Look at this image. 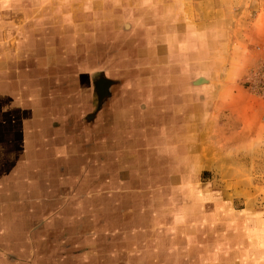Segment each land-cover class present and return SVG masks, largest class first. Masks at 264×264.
Wrapping results in <instances>:
<instances>
[{
	"label": "crops",
	"instance_id": "obj_1",
	"mask_svg": "<svg viewBox=\"0 0 264 264\" xmlns=\"http://www.w3.org/2000/svg\"><path fill=\"white\" fill-rule=\"evenodd\" d=\"M33 1L44 10L47 0H0V35H27L21 49L30 53L26 63L32 67L19 85L12 82L6 85L9 92H0V264H173L180 255L173 249L172 226L158 235L156 208L143 216L147 206L138 202L135 217L143 218H121L132 208L127 209L123 174L130 165L158 169L159 157H169V147L172 151V132L196 129L189 118L195 114L190 94L203 98L211 81L191 88L187 76L152 72L168 64L171 54L196 48L200 38L225 33L215 11L221 0H53L68 5L59 6L61 13L49 26L44 12L28 22L17 18L21 24L8 17L9 10ZM78 51L96 52L101 66L112 52L113 62L123 68L121 78L95 70L93 92L89 83L79 90V77L89 81V63L96 64L88 56L80 63L86 69L69 75L71 67H79ZM131 60L142 70L127 71ZM46 67L54 68L48 81ZM176 81L186 89L175 99L157 92L156 83ZM49 83L59 84V90L49 93ZM144 83L149 85L143 89ZM88 115L89 121L78 125ZM181 152L184 162V148ZM148 171L151 176L153 170ZM103 177L105 184L93 181ZM151 193L132 189L140 200ZM227 209L222 217L228 235L238 227ZM244 230L237 238L245 236L247 243ZM227 243L236 244L234 238ZM218 250L214 259L223 257ZM207 257L199 255L198 264Z\"/></svg>",
	"mask_w": 264,
	"mask_h": 264
},
{
	"label": "rangeland",
	"instance_id": "obj_2",
	"mask_svg": "<svg viewBox=\"0 0 264 264\" xmlns=\"http://www.w3.org/2000/svg\"><path fill=\"white\" fill-rule=\"evenodd\" d=\"M63 5L68 4H55L53 0H47L43 10L37 1H33L9 10L8 17L21 24L17 18L24 16L23 19L28 22V17L33 19L44 12L46 26H49L61 13L59 6ZM215 11L221 16L220 26L225 33L208 34L200 38L196 48L176 55L173 52L170 64L158 66L152 72L159 77L187 76L191 88L198 87L199 83L206 80L211 81L203 90V98L197 95L198 92L190 94L189 106L195 114L191 113L189 118L197 127L187 132H172V151L169 147V157H159L156 169L159 172H154L153 166H140L141 170L133 165L125 166L123 176L126 177L128 192L125 196L127 209L132 208L121 212L120 216L125 217V220H133L143 218L146 213L149 217V207L152 206L153 210L156 208L152 214L157 215L156 221L160 226L158 235H162L164 226H172L170 230L175 237L173 249L180 255V258L173 259V264H198L200 260L197 258L202 253L209 256L205 258V264H264V0H221ZM5 17L7 14L3 19ZM26 22L23 21L22 26H27ZM25 40L28 42L27 35H0V92H9L6 85L12 82L19 85L22 75L32 69L26 63V59L31 57L30 53L21 49ZM7 46L10 49L5 50ZM95 53L78 51L79 67L70 68L69 75L80 74L86 69L80 67V63H84L88 56L89 62L96 64L91 66L89 63V81L79 77V90L89 83L87 90L93 92L91 75L95 70L103 69L109 78L115 80L121 78L123 68H119L116 61L113 62L112 52L106 61H101L103 66ZM46 59L52 58L49 56ZM53 69H44L45 80L52 79L53 75L49 71ZM125 69L133 74L136 69L142 70L135 69L132 60ZM145 73L150 74L151 71ZM194 80L198 84H193ZM48 85L49 93L59 90V84ZM60 85L64 87L69 84ZM118 85L122 86V82ZM148 85L144 83L140 87L144 89ZM156 86L159 94L169 95L171 99L186 89L182 82L177 81L170 84L156 83ZM191 88L188 90L192 92ZM87 120L89 115L79 120L78 125ZM187 139L188 146L185 143ZM181 148H184V162L179 161ZM149 169L153 170V179L149 176ZM183 170H186V174L182 173ZM164 171L169 172L166 174ZM157 174L166 178L160 179ZM183 175L187 179H183ZM93 181L105 184L108 179L103 177ZM138 188L155 192L156 195H143L140 200V195H132V189L135 191ZM138 202H143V206L147 207L143 209V216L140 214L135 217V213H140L136 205ZM225 207L234 213L233 220L238 227L236 231L231 228L234 231L228 235L225 233L227 222L222 217ZM246 228L247 243L244 241L245 236L237 238L245 235L242 230ZM227 238H234L236 244L227 243ZM220 239L222 244L219 249ZM214 250L223 254L222 259H214ZM188 253L193 257L186 260L183 257Z\"/></svg>",
	"mask_w": 264,
	"mask_h": 264
},
{
	"label": "flooded vegetation",
	"instance_id": "obj_3",
	"mask_svg": "<svg viewBox=\"0 0 264 264\" xmlns=\"http://www.w3.org/2000/svg\"><path fill=\"white\" fill-rule=\"evenodd\" d=\"M198 83V82H197Z\"/></svg>",
	"mask_w": 264,
	"mask_h": 264
}]
</instances>
